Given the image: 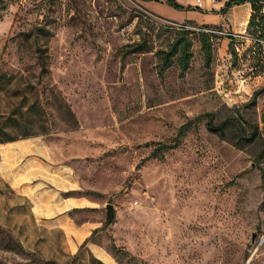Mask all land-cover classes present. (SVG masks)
<instances>
[{
  "label": "rangeland",
  "instance_id": "374dc122",
  "mask_svg": "<svg viewBox=\"0 0 264 264\" xmlns=\"http://www.w3.org/2000/svg\"><path fill=\"white\" fill-rule=\"evenodd\" d=\"M176 1L185 8L0 0V264H264V49L246 30L251 6ZM182 34L188 68L180 50L164 68L159 51ZM141 38L147 49L131 50ZM35 100L44 133L4 123ZM205 112L233 119L225 137ZM243 119L261 139L238 147ZM186 122L180 144L154 155Z\"/></svg>",
  "mask_w": 264,
  "mask_h": 264
},
{
  "label": "trees",
  "instance_id": "16d2710c",
  "mask_svg": "<svg viewBox=\"0 0 264 264\" xmlns=\"http://www.w3.org/2000/svg\"><path fill=\"white\" fill-rule=\"evenodd\" d=\"M166 2L169 5H172L178 9H184V5L179 3L176 0H166ZM248 3L251 6V12L249 16V20L247 23V33L252 41V48L253 50L263 51L264 49V0H226L224 3L223 8L221 9V13H226L229 9L233 8L236 5H241ZM182 33H186L185 29L181 28ZM41 31L42 30L41 28ZM46 34L50 33L48 30L45 32ZM203 36V49L206 56V64H209L212 57V44L209 39V34L205 31L201 32ZM230 52L231 54L237 58L238 52L235 46V37L230 36ZM131 50L133 51H145L147 49V46L145 45V38H141L138 41H135L133 44H131ZM180 50V62L183 70H186L189 66L190 61V42L187 38L184 37L182 34L178 38H176L170 45L169 49L167 50H160L159 53L161 54V60L163 67H168L171 65L172 58L175 56V54ZM39 60L42 65V69H47V56H46V48H39ZM263 89V88H262ZM259 92V91H258ZM257 92V93H258ZM256 93V94H257ZM252 101V103H254ZM251 103V104H252ZM37 101H33L28 104L26 107H18L10 116H8L5 120V124H11L13 123L15 126H20L26 128L24 136L29 135H37L39 133H44L46 131V127L42 126L41 130H38L34 128V124L38 121H40L42 118L37 115L38 111L37 108ZM72 115V112H71ZM214 112H205L202 114V116L208 117L206 125L207 128L214 133H219L222 137H225L227 134V129L233 124L232 118H227L223 120L219 125H214L213 118H214ZM262 122L264 123V113L261 116ZM247 121L245 119L238 120L237 122V138L234 141V144L238 147H244L247 145L248 142L254 141L255 139L260 140V128L259 124H255L254 126L250 127V132H247V128L244 125V122ZM191 122L184 123L179 131L177 136L175 137L174 141L172 143H160L159 146L155 149L154 155L161 154L164 151L174 149L176 148L180 142L181 137L184 135L186 129L188 128L189 124ZM248 123V121H247ZM42 125V124H40ZM3 129V127L1 128ZM9 140L16 139L13 137H9ZM95 229L93 233L96 231ZM88 241V238L81 244L80 247H83L86 245ZM8 250H13L16 253L24 254L26 253L25 250L22 248V246L14 241L9 244V246H6ZM100 261V260H99ZM101 262V261H100ZM42 264H54V262H47L43 261Z\"/></svg>",
  "mask_w": 264,
  "mask_h": 264
},
{
  "label": "water",
  "instance_id": "95a60500",
  "mask_svg": "<svg viewBox=\"0 0 264 264\" xmlns=\"http://www.w3.org/2000/svg\"><path fill=\"white\" fill-rule=\"evenodd\" d=\"M106 210H107V225L111 224V222L114 220L115 218V210H114V205L112 203H108L106 205ZM256 237L255 234H253L252 240H254ZM264 239V236L262 238V240Z\"/></svg>",
  "mask_w": 264,
  "mask_h": 264
},
{
  "label": "crops",
  "instance_id": "0c3cea01",
  "mask_svg": "<svg viewBox=\"0 0 264 264\" xmlns=\"http://www.w3.org/2000/svg\"><path fill=\"white\" fill-rule=\"evenodd\" d=\"M73 201H74V202H79V201H81V199H79V198H74ZM75 205H78V204H75ZM86 228H89V230L91 231V227H90L89 225H84V226H82L80 229H86Z\"/></svg>",
  "mask_w": 264,
  "mask_h": 264
},
{
  "label": "built area",
  "instance_id": "2783aa9c",
  "mask_svg": "<svg viewBox=\"0 0 264 264\" xmlns=\"http://www.w3.org/2000/svg\"><path fill=\"white\" fill-rule=\"evenodd\" d=\"M213 1L215 0H211V2ZM196 4H197V7L202 8L204 6V0H196Z\"/></svg>",
  "mask_w": 264,
  "mask_h": 264
}]
</instances>
